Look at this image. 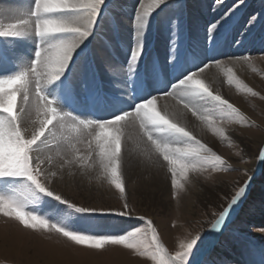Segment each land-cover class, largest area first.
Masks as SVG:
<instances>
[{"label":"snow or ice","instance_id":"1","mask_svg":"<svg viewBox=\"0 0 264 264\" xmlns=\"http://www.w3.org/2000/svg\"><path fill=\"white\" fill-rule=\"evenodd\" d=\"M166 0H139L135 24L146 28L152 13ZM225 0H214V8ZM246 0H235L221 20L226 21ZM104 0H66L56 7L45 0H33L26 18L5 23L0 20V38H20L33 35L39 38L37 50L26 69L0 76V141L4 145V168L0 170L3 186H23L22 196L0 193V213L14 217L26 229H42L66 238L76 245L90 249H103L106 245L123 246L133 254L150 257L155 264H208L212 251H240L245 255L257 250V243L244 230L243 220L234 224L232 213L246 197L248 186L260 161H264V136L254 152L243 147V139L228 126H216L217 121L261 126L241 109L214 94L208 74L222 73L229 85L251 93L264 101L236 77L234 68L252 59L251 53L242 56L224 55L206 60L189 61L194 67L177 64L179 75L175 80L161 81L159 90L151 94L141 86L140 98L127 107H119L102 119L84 118L61 111L53 96L45 94L47 86L60 81L70 66L77 49L91 34ZM114 6L119 7L118 2ZM176 11L186 7L184 0H173ZM15 14V10H0V16ZM260 13L249 18V26L257 22ZM221 20L208 25L209 36L221 26ZM54 24L56 31H43V26ZM176 21L173 20V26ZM141 33H138V36ZM142 48L132 56L134 66ZM264 56V51L259 52ZM6 54L0 52V59ZM172 59H175L173 57ZM129 67V73L132 72ZM151 86V85H149ZM14 96L11 108L8 98ZM154 108V113L149 109ZM191 112L201 124L207 125L218 138L233 151L234 161L225 158L212 146L196 138L184 121ZM135 131L137 143L144 146L153 165L163 158L170 174V185L179 193L199 185L210 190L227 186L219 197L217 210L211 213L209 227L201 226L194 234L179 240L174 254H167L161 234L152 219L139 214L129 203L125 186V162L134 167L137 161L133 151L122 154V142L132 139ZM95 138V147L92 138ZM246 138V137H245ZM75 142V143H74ZM77 144L86 145L82 151ZM182 145V146H176ZM79 153V154H78ZM237 165H244L238 167ZM97 173V180L106 181L119 191L122 203L113 207L105 203L77 202L61 187L66 174L85 176ZM240 173V178L229 183L217 180L221 173ZM187 186V187H186ZM39 205V208L31 205ZM55 205L56 212L43 211L45 205ZM203 225L204 222H199ZM252 233L264 237V226L253 227ZM264 251V244L259 245ZM213 259H216L213 257ZM222 264H231L227 256L219 257Z\"/></svg>","mask_w":264,"mask_h":264},{"label":"rangeland","instance_id":"2","mask_svg":"<svg viewBox=\"0 0 264 264\" xmlns=\"http://www.w3.org/2000/svg\"><path fill=\"white\" fill-rule=\"evenodd\" d=\"M104 2H107V5H114L118 2L119 10H115L117 16L118 13L122 10L126 13L130 11V21L132 23L131 30L132 35H134L137 10L134 9L132 5L124 3V0H104ZM184 3L186 7H184L181 11H176L173 7V0H166V3L162 4L152 13L151 17L148 20V24L151 20L152 36L155 35L156 42L159 35L164 36L165 33L168 32H165V30H167L166 27H170V32L174 31L175 34L174 36H171L169 38V42L164 41L163 44L158 43L157 45L155 41H151L150 45H153L152 47L154 48V50L147 52V55H150L152 58L159 59V57H161V53H163V60L167 63H171L173 57H175L176 62H179V56L182 52V62L178 64L182 63L186 67H194L195 65L190 64L189 61L194 60L196 62H199L200 59L201 61L204 60L203 62H206V60L212 58L213 55L218 58L224 55L242 56L244 54L251 53L252 59L248 62H245L243 66L237 65V67L234 68L233 71L236 74V77L240 79L244 84L252 87L253 90L259 92L261 96H264V56L260 55L259 53L260 51H264V0H246V3L240 8L236 9V11L231 16L227 17L226 21L221 20V17H223L225 13L229 11L231 6L235 3V0H225V3L223 5L215 8L214 0H184ZM31 5L32 2L29 3L26 8L32 9ZM197 6L200 7L196 8ZM104 10L105 6L103 4L102 9L99 12V19L96 21L91 34L86 38V40L79 48L82 52L87 51L86 53L84 52L85 54H88L91 51V40L93 39L95 33L99 31V27L103 22L102 18L105 16L104 12H106ZM165 13H170V16L164 18ZM256 13H260L257 22L249 26V18L254 16ZM200 14H203V16H205L204 22L201 23V27L198 23ZM214 14H217L218 16L216 17L214 16ZM114 15L110 14L108 18L113 23L112 27H117L120 30V23L116 21ZM157 15L160 16L158 17ZM196 16L197 20L195 21L194 17ZM171 18L172 24H167L166 19L171 21ZM173 20L176 21L175 26H173ZM218 20H221V26H218L216 31L211 33V36H209L208 25ZM157 22L158 24H156ZM155 24V27H158L156 32L153 28ZM184 24H187L189 30L188 27L184 26ZM181 30H184V32L181 33ZM198 30L202 31L200 36H198L199 34H197ZM251 30L254 31L251 32ZM249 32H251L252 34L250 35ZM184 33H186V35ZM117 38L118 37H114L115 40H117ZM24 40L25 37L12 38L10 47L8 48L7 43H4L0 38V52L6 54V57L4 59H0V76L14 74L18 71L19 64L16 60H14L11 54L14 51V45L16 43H20L21 41H23V46L26 47L27 50L26 53H23L22 55L27 57V54L29 52L30 58L28 59V61H32L34 53L37 50L36 43L39 41V38L34 37L32 41ZM131 40L134 41V37H132ZM117 41L114 42H116L115 44L117 47L119 46L118 48L122 52L121 55L123 56V61L128 67V65L132 63V59L129 58L130 56L131 58L133 56V49L132 47H127L126 49H124L123 45L121 43L118 44ZM197 42L203 45L201 52L198 51L200 46ZM113 45L114 44H112L111 46ZM123 53H126V55H123ZM147 55L145 56V58L147 57ZM127 56L128 59H126ZM85 61L86 58H83L80 61L76 68V71H79L80 68L85 65ZM186 61L187 63L185 64ZM176 62H173L175 64L172 63V69L173 67H176ZM161 66L165 68L162 63ZM141 71L142 69H140L139 71L140 75ZM212 71L216 73L215 70ZM151 74L152 72L148 70L146 74L148 84L144 82V86H148L143 89L144 92L149 94L153 92L149 89V85H151L149 82L152 79L154 80V77ZM169 75V73L165 75L167 77V81ZM178 75L179 73L176 74V76L172 80L176 79ZM219 75L222 78V83L225 86V90L227 89V92L228 90H230L231 92V97H229L230 102L238 106L242 112L248 115L251 120L255 121V123L259 124L261 127L259 129L255 127L248 128L246 125L242 126L237 124H228L226 121H217L216 126L226 125L230 130H235L237 135L240 136L241 139H243L242 146L246 147L250 153L254 152L260 143V138L264 136V101H262L259 96L254 98L251 96V93H247L242 89L238 90L235 84L229 85L227 83L226 77H224L222 73H219ZM63 76L66 77V74L62 75L61 77ZM161 77V81H164L163 74L161 75ZM172 77L173 76H171V78ZM128 78L129 77H127L126 82L128 81ZM97 79L99 81V77ZM129 80L132 84V87L130 89H128L127 87L128 94H130L129 91L133 90V87L136 86L133 81L134 79L129 78ZM66 81L67 80L64 79L61 82H53L52 85L46 87L45 94L54 96V92L59 91L63 96L64 103H66V106L69 109V113L71 114L93 119H99L98 116L101 115L102 119L108 116L105 113L110 112L111 114L113 110L118 109L121 105L114 99H102L98 102V104H96V100H93V97L96 91L100 89V87L91 85L87 86L86 92H84V88H69V91L72 90L74 96L73 102L71 99H69L70 97L68 95V92L63 91L64 89L61 86L65 85ZM128 84L126 83V85ZM0 89V92H3V88L0 87ZM136 89H138L137 86L133 90L134 95H130L131 100L122 107H127L134 101V99L136 100L140 98L139 93L141 90L139 89L137 93L135 92ZM156 90H159V86ZM75 92L79 93V98ZM217 92H219V94H222V89L219 88ZM232 92H234V94ZM80 100L89 102L94 106L96 110H101V106L106 105L107 102H111V105L114 106L110 108L109 111L104 108L101 113L96 114L89 110L92 107H87L88 109L85 107L79 108L83 105L84 101H82L80 105L75 104V102H80ZM95 104L100 107H95ZM240 104L243 105L240 106ZM74 105H76L77 107ZM75 108H78V111H73V109L76 110ZM94 108L93 110H95ZM208 130L210 129L208 128ZM209 132L211 135V130ZM194 135L202 142L212 146L209 142L208 137L201 135V133ZM214 139L216 140V146H212L214 150L218 151L219 154L229 159L230 161H234V149H232L227 143H218L217 137H214ZM176 146L179 147L182 145ZM84 150H86V148H84L82 151ZM4 151L3 141H0V170L4 168ZM237 166L241 168L244 167V165ZM256 171H258L257 176L252 177V183L248 186L246 197L240 203V206L237 208V210L232 213V222L236 225H239L241 220H243L244 230L249 232L252 239L257 243V250L252 254L245 255L240 251H212L210 245L206 244L205 250L210 253L208 264H222L219 259L220 256H227L231 261V264H264V251H261L259 248V245L264 244V237H262L259 233L251 232V229L253 227L263 226L261 224V221L264 220V161H260L258 163L255 172ZM96 176L97 173L85 175V181H83L85 187L81 189L82 193H80L81 191L77 189L76 182L72 183L68 188L69 190L65 192L69 196L73 197L77 202L83 203L89 201H81V199H85L87 195H89V199L93 203H105L113 207H118L122 203V201L119 199V191L115 189L114 186L109 185L106 181L97 180ZM168 178L170 182V174L168 175ZM239 178L240 173L237 172L221 173L216 175L217 180H224L228 181L229 183ZM125 186V194L127 195L131 206L139 214H143L152 219L155 225L158 227V230L161 234L162 243L167 254H174L179 246V240L187 236L189 232L194 234L195 230L199 229L201 226H210L208 224V221L213 219L211 213L217 210L215 208V205L220 203L219 197L227 191V186L222 187V189L218 191V189L210 190L207 185H205V190L207 192L205 190H201L199 186H195L192 187L190 191L181 190L179 193H177L176 190L171 187V194L169 193V200L171 202L168 204V206L165 209L157 208L154 210V212H150L148 210H144V207L141 206V204H143V196L136 194L134 189L132 190V186L130 189L128 188L129 190L127 189L126 183ZM0 193L22 196L24 193V189L21 185L3 186V182L0 181ZM31 206L39 208V205L36 204H33ZM42 210L51 213L56 212L55 205L52 204L45 205L44 209ZM201 221L204 222L203 225L199 223ZM213 257H215L216 259H213ZM251 259L256 260L252 262ZM129 260L130 262H128ZM138 261H141L142 263H138ZM135 263L155 264V261L151 260L150 257L135 255L130 250L125 249L123 246L106 245L103 249H90L87 245H76L74 242H70L66 238L58 236L55 233H49L46 230L26 229L14 217H7L0 213V264Z\"/></svg>","mask_w":264,"mask_h":264},{"label":"bare ground","instance_id":"3","mask_svg":"<svg viewBox=\"0 0 264 264\" xmlns=\"http://www.w3.org/2000/svg\"><path fill=\"white\" fill-rule=\"evenodd\" d=\"M31 2H33V0H0V10H4L5 12H7V10H13V9L15 10V14H11V15L5 14L3 16H0V20H3L5 23H7L14 19L26 18L27 14L31 11V8L30 9L26 8V6ZM65 2L66 0H56V6L62 3H65ZM107 2H104V6H105L104 11L106 12H104L105 16L102 18L103 22L101 26L99 27V31L95 33L93 39L91 40V46H90L91 51L88 54H85L87 51H84L85 52L84 53L80 49H77L76 51L78 54L75 55L73 61L70 62V66L66 69V72H65L66 77L65 76L61 77L60 81H57V82H61L64 79L67 80L65 85H61V86L64 89L63 91L68 92V95L70 97L69 99H71L73 102H74V96H73L72 90L69 91V88L70 89L75 88V87H79L81 89L84 88L83 90L84 92H86L87 86L91 85V86L100 87V89L96 91L93 97V100H96V104H98V102L101 101L102 99H114L118 103H120L121 104L120 107H122L126 105L128 101L131 100L130 95L132 96L134 95L133 90L136 88V86L138 89H136L135 92L137 93L139 89L141 90V86H143V89H145L148 86V85L146 87L144 86V82L148 84V79L146 78V74L148 70L152 72L151 75L154 77V80L152 79L149 82L151 84V86L149 87L151 91L156 90L157 87L159 86L158 82L160 84L162 80L161 74H163L164 76V81H167V77L165 76L167 73L170 74L168 80H172L176 76V74H178V72L176 70V67L175 68L173 67L172 69V63L176 62L175 59H172L171 63H167L163 60L164 58L163 53H161L160 55L162 58L159 57V59L152 58L150 55H147V52L154 50V48L152 47L153 45H150L151 41L153 42L155 41V35L152 36V21L151 20L149 21V24H147V27L143 29L135 25V33L134 35H132V30H131L132 23L130 21V16H131L130 11L126 13L122 10L118 13V16H117V13L115 10H119V8L115 7L113 4L107 5ZM138 2L139 0L138 1L124 0V3L128 5L129 4L132 5L133 8L136 10H137ZM56 6H50V7H56ZM199 7L197 6L196 8H199ZM110 14H113V15L115 14L114 16H115L116 21L120 23V30L116 27V25H115L116 28L112 27L113 23L108 18ZM157 16L159 17L160 15H157ZM168 16H170V13L164 14V18ZM214 16L217 17L218 15L214 14ZM204 18L205 16H203V14H200L199 22H198L200 27L202 25L201 23L204 22ZM166 20H167L166 21L167 24H170L172 22V18H171V21L168 19ZM194 20L195 21L197 20V16L194 17ZM156 24H158V22ZM156 24L153 27L155 32L158 29V27L157 28L155 27ZM184 26L188 27L187 24H184ZM166 29L167 30H165V32L167 31L168 32L165 33L164 36L159 35L157 38V42L155 41L157 45L158 43L163 44L164 41L169 42V38L171 36H174L175 33L174 31L170 32V29H171L170 27H166ZM188 30H189V27H188ZM253 31L254 30H251V32ZM183 32L184 30H181V33ZM201 32L202 31L200 30L197 31V34H199L198 36H200ZM251 32H249L250 35L252 34ZM138 33H141V34L138 36ZM184 34L186 35V33ZM24 37H25L24 41H28V40L32 41L35 36L27 35ZM114 37H118L117 38L118 41L115 40ZM132 37H134V41L131 40ZM1 39L3 40L4 43H7V46L9 48L12 38H1ZM114 41H117L118 44L121 43L124 49H126L127 47H132L133 49L132 55L136 51L138 46L142 48L141 54L134 66H132V63H131L132 61H131L130 62L131 64H129L127 67V65L123 61V56L121 55L122 52L118 48L119 46L118 47L116 46L115 44L116 42ZM112 44L114 45L111 46ZM198 45L200 46L198 51L201 52L203 45L201 43H198ZM37 46H38V42L36 43V48ZM26 50H27L26 47L23 46V41H21L20 43H16L14 45V51L11 54L14 60H16L17 63L19 64L18 71L22 69H26L28 65L30 64V62L28 61V59L30 58L29 52L27 54V57L22 55L23 53H26ZM91 53L93 56L91 55ZM181 54L182 52L180 53V56H179V62L177 61L176 65L182 62ZM123 55H126V53L125 54L123 53ZM146 55L147 57L145 58ZM83 58H86L85 65L82 68H80L79 71H76L78 64ZM126 59H128V56L126 57ZM129 59H132L131 56ZM187 61L185 62V64L187 63ZM203 61L204 60L201 61L199 59V62H203ZM161 63L164 65L165 68L161 66ZM130 66H132L133 68L131 73H129L128 71ZM140 69H142L141 71L142 76L139 73ZM171 76L173 77L171 78ZM98 77H99V81L97 79ZM127 77H129L130 79H134L133 81L136 84V86L133 87V90L129 91L130 94H128L127 91L128 89L132 87V84L129 78H128V81L126 82ZM156 77H157V80H156ZM208 80L211 82V90H213L214 94L218 91L219 88H221L222 94L220 95L230 100L229 97H231L230 96L231 92L230 90H228V92H227V89L225 90L224 88L225 86L222 83V78L220 77L219 74H217V72L216 73L213 71L209 72ZM126 83L127 84L129 83V84L126 85ZM75 93L79 98V93L77 92ZM232 93L234 94V92ZM53 97L57 101L59 110L69 112V109L66 106V103H64L63 101V96L60 94L59 91L54 92ZM82 101L84 100H80V102H75V104L80 105ZM242 105L240 104V106ZM113 106L114 105H111V102H107L106 105L101 106V107H103V109L106 108V110L109 111L110 108H112ZM82 107H85V108L92 107L89 110L96 114L101 113L103 111V109L101 111L96 110L94 106L91 105L87 101H84L83 105L80 106L79 108H82ZM93 108L95 110H93ZM75 109L76 110L73 109V111H78V108H75ZM149 111L154 113L153 108L149 109ZM105 114L109 115L110 112L105 113ZM98 118L101 119V115H99ZM184 123H187V126L193 131V134L201 133V135H204L209 138V142L211 143L213 147L216 146V140L214 139L215 136L213 133H211L210 135V132H209L211 129L209 128L210 130H208V128H206L207 125L201 124V122L196 117L192 116L191 112L187 113V120L184 121ZM137 140H138V137L136 136L135 131H134L132 135V139L130 141L122 142V154H125L126 156L128 149L131 148L133 151L134 159L137 161L134 167H129L127 162H125L124 164V168L126 170L125 183L127 185V189L128 188L130 189L132 186V190L134 189L136 194L143 196V204L141 203L140 204L142 207H144V210L154 212V210L157 208L165 209L168 206V204L171 202L169 200V193L171 191V185H170L169 178H168L169 173H168L167 167H161V165H166L167 162L163 161V158L161 157L160 160L154 166L153 161L155 160V156H152L150 159L149 154L146 153L144 150L143 144L137 143ZM92 144H93V147H95L94 137L92 138ZM76 147L83 150L84 148H86V145L77 144ZM126 160H127V156H126ZM258 171L254 172L253 177L257 176ZM94 173L95 172L91 174H94ZM84 178L85 176H80V175L71 176V175L66 174L64 177L65 183L61 185V187L64 189V191H67L69 190L68 188L71 186V184L76 182L77 189L81 191L80 193H82L81 189L85 187V184L83 182L85 181ZM217 189L218 191H220V189L222 188H217ZM203 190H205V187ZM87 197H86L87 199L86 198L81 199V201L90 200L89 199L90 196L87 195ZM181 203H182V200H181ZM261 224L264 226V220L261 221ZM251 260L252 262H254L256 259H251ZM128 262H130V260ZM138 263H142V262L138 261Z\"/></svg>","mask_w":264,"mask_h":264},{"label":"clouds","instance_id":"4","mask_svg":"<svg viewBox=\"0 0 264 264\" xmlns=\"http://www.w3.org/2000/svg\"><path fill=\"white\" fill-rule=\"evenodd\" d=\"M45 4L48 6H56V0H45ZM43 31H56L59 30V26L58 25H54V24H48L46 23L43 26ZM14 102V96L13 97H9L8 98V108L10 109L12 106V103Z\"/></svg>","mask_w":264,"mask_h":264}]
</instances>
